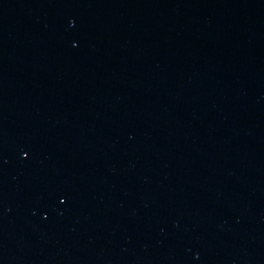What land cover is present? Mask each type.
<instances>
[{"label": "water", "instance_id": "water-1", "mask_svg": "<svg viewBox=\"0 0 264 264\" xmlns=\"http://www.w3.org/2000/svg\"><path fill=\"white\" fill-rule=\"evenodd\" d=\"M0 264H264V0H0Z\"/></svg>", "mask_w": 264, "mask_h": 264}]
</instances>
